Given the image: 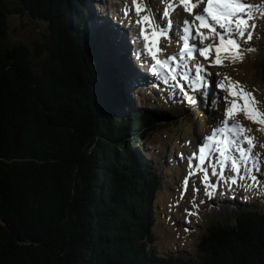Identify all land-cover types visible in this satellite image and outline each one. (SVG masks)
<instances>
[{
	"label": "trees",
	"instance_id": "trees-1",
	"mask_svg": "<svg viewBox=\"0 0 264 264\" xmlns=\"http://www.w3.org/2000/svg\"><path fill=\"white\" fill-rule=\"evenodd\" d=\"M19 1L0 0V264H264V212L239 199L195 257L158 251L164 174L138 144L162 119L131 100L114 31L89 0ZM12 12L44 40L13 41Z\"/></svg>",
	"mask_w": 264,
	"mask_h": 264
},
{
	"label": "rangeland",
	"instance_id": "rangeland-1",
	"mask_svg": "<svg viewBox=\"0 0 264 264\" xmlns=\"http://www.w3.org/2000/svg\"><path fill=\"white\" fill-rule=\"evenodd\" d=\"M6 1L12 10L20 3L19 0ZM89 1L87 3L94 16L93 22L111 27L121 39L123 74L127 81H130V77L126 62L130 67L131 62H128V58L132 61L130 57H133L134 46L142 49L140 59L144 60V64L149 69H152L156 61L147 57L146 54L149 51L146 45L155 43L156 46L152 47V51H155L156 47L162 49L156 52L157 58L161 61L177 54V59L172 62L170 60L165 69L158 67L157 72H153V77H149L148 72H145L143 79L136 72L141 80L129 68L130 74L134 75L133 81L141 80L139 84L132 85L133 93L130 97L136 107L139 109L147 107L162 119L157 123L158 126L151 129L148 136L143 137L138 144L143 147L149 159L161 166L164 174L163 186L154 199L155 222L152 229L157 249L160 253H176L185 257H195L198 253L201 234L207 228V222L210 219L220 222L233 221L234 215L227 214L229 209L235 208H229L228 204L237 205L239 199L247 206L264 212V125L249 119L244 111L235 114V120L246 129H251L247 135L254 138L253 154H259V160L254 169L251 168V162L249 167L251 175L257 177L256 181L251 179V175L245 176L242 169L236 183H232L231 177L236 174L231 170L230 162L223 167L220 165L219 153L212 145L218 143L225 133H218L214 141L206 140V137L212 135L218 122L227 118L226 105L232 99H236L241 107L244 104L242 96L232 97L227 87L218 88L216 84L219 82L227 86L238 81L237 87H243L245 92L252 93L255 100L259 102L257 107L264 112V0H244L245 3L253 6L252 19L248 21L250 25L255 24V28L250 29L252 39L247 40L246 34L244 43L238 50L243 56L242 59L233 60L234 51L225 52L222 48L220 56L223 63L221 64L211 62L217 55L215 47L210 49V55L207 58L199 51L187 56L181 54L184 41H178L177 36H183L184 33L181 31L182 25L179 21L184 19L191 21L194 13L200 12L201 8L205 7L203 4L198 5L194 13L190 14L179 0H172L177 5L175 10L171 11L174 27L168 29L167 35H161L157 43L155 37L147 41L144 39L141 34L143 25L136 21L149 15L153 17L155 24L161 25L162 18L159 13L167 7L168 0H163V3L162 0H136V3L143 9L139 13L136 11V4L133 0ZM96 3H100L102 10L109 17V22L104 21L105 18L102 19V12L97 14ZM114 15L130 21L132 31L125 27L127 23L122 25V23H117L116 19H112L116 17ZM209 23L214 22L209 20ZM8 25L12 40L26 43L31 48L44 40L43 32L48 30L46 20L33 17L27 12L9 14ZM121 30L126 31L129 37L133 32L139 34L142 37L141 41L143 40L140 45L143 47L137 43L135 45L130 39L123 41ZM146 30L151 34L153 28L149 26ZM202 31L207 35L210 30L202 29ZM217 31L223 30L217 26ZM211 39L210 37L198 40L193 30L188 44H196L199 48L207 45ZM214 43L219 44L218 37L215 38ZM127 49L130 52L128 54H126ZM133 59L135 62L137 58L133 57ZM135 64L138 63L135 62ZM197 64H202L203 69L197 70ZM151 71L149 73L152 75ZM128 86L132 88L131 85ZM205 92L207 96L204 95ZM189 96L192 97L193 103H189ZM221 96H227L228 101L220 99ZM213 101L216 102L213 103ZM192 127H194L193 130ZM221 127L225 126L221 125ZM202 145H207L204 148L206 154L211 150V155H207L203 163L199 159ZM220 146L223 147V145ZM245 147H247L246 143ZM193 153L196 155L193 156ZM205 169H207V182L204 180ZM234 199L236 200L232 201ZM245 204L240 203L237 207L245 206Z\"/></svg>",
	"mask_w": 264,
	"mask_h": 264
},
{
	"label": "snow or ice",
	"instance_id": "snow-or-ice-1",
	"mask_svg": "<svg viewBox=\"0 0 264 264\" xmlns=\"http://www.w3.org/2000/svg\"><path fill=\"white\" fill-rule=\"evenodd\" d=\"M133 2L136 4V11L138 13L143 10L141 6L136 3V0H133ZM179 2L190 14L194 13V9L198 5H205V7L201 8L200 12L194 13V18L191 21L187 19L179 21L182 25L181 31L184 33L183 36H177L178 41H184V48L181 50V54L187 56L199 51L201 55L207 58V56L210 55V49L215 47L217 55L215 59L211 61L214 64L223 63L220 56L222 48H224L225 52L234 51V55L232 56L233 60L243 58L242 54L238 50L241 47V44L244 43L246 34L247 40L252 39V31L250 29H254L255 24L250 25L248 21L252 19L251 9L253 6L245 3L244 0H179ZM176 6L177 5H175L172 0H168L167 7L159 13L162 18L161 25L155 24L153 17L149 15H145L141 17L140 20L136 21V23L143 25L141 28V34L146 41L155 37L158 43L159 37L161 35H167L168 29L174 27V22L171 18V11H174ZM209 20L214 23H209ZM149 26L153 28L151 34H149L146 30ZM217 26L223 31L218 32ZM202 29H209L210 31L206 35ZM193 30L195 31L198 40L209 39L210 37L212 39L203 47L198 48L196 44L189 45L188 40L191 37ZM216 37L219 38L218 45L214 43ZM146 48L156 61L152 65L151 70L153 72H157L158 67H167L170 60L177 59V54H173L167 59L161 61L157 58L156 52L162 51V49L156 47V50L152 51V47L150 45H146ZM203 67L204 66L202 64L196 65L197 70L203 69ZM204 70L206 71V69ZM226 79L230 80L228 77H226ZM238 85V81L227 86L223 82L216 84V86L220 89L227 87L229 95L232 97H236L238 95L242 96L244 98V104L241 107L238 105L236 99H232L226 105L227 118L224 121L218 122L217 127L213 129L212 135L206 137L207 141H214L218 133H225L224 136H221L219 142L214 143L212 147L219 153V162L222 167L230 162L231 170L236 174L231 177L232 183H236L237 177L240 176L242 169L245 176L251 175V169L249 167L250 162L251 168L254 169L259 160V154H253V148L255 146L253 142L254 138L247 135L251 129H246L239 121L235 120L236 112L244 111L249 119L259 123L260 125H264V112H261L257 107L259 102L255 100L252 93L245 92L243 87L238 88ZM204 95L207 96V92H205ZM220 99L228 101L227 96H221ZM188 101L189 103L194 102L191 96L188 97ZM215 102L216 101H213V103ZM234 109L236 110L235 112ZM221 125H224L225 127H221ZM226 129L228 130L227 132ZM245 143L247 144V147H245ZM220 145H223V147ZM205 147H207V145H202L200 147L199 159L201 163H203L207 155H211V150L207 154L204 152ZM195 155L196 153H193V156ZM205 173L204 180L207 182V169H205ZM251 179L256 181L257 177L255 175H251Z\"/></svg>",
	"mask_w": 264,
	"mask_h": 264
},
{
	"label": "bare ground",
	"instance_id": "bare-ground-1",
	"mask_svg": "<svg viewBox=\"0 0 264 264\" xmlns=\"http://www.w3.org/2000/svg\"><path fill=\"white\" fill-rule=\"evenodd\" d=\"M95 7H96V8H95ZM95 7H94V8L97 9V14L102 12V13H101V14H102V19L105 18V19H103V20L106 21V22H109V17L107 16L106 13H104V10H102V7H101L100 3H96V6H95ZM103 16H104V17H103ZM121 34H123V36H122L123 41L126 42V39H127V40L130 39V38L126 35V33L123 32V30H121ZM137 37H138V38H136V39H134V37L131 38V39L137 40L138 42L141 43L142 41H141L140 37H139V36H137ZM121 48H122V46H121ZM128 51H129V49H127V53H126V54L130 53V52H128ZM130 59H131L132 61H130L129 58H128V62H131L134 66L130 63V67H128V64H127V62H126L127 71H128V76L130 77V79H129L130 81H127L128 83L126 82V84L132 86V85H134V83L139 84V81L142 80L140 77H138V75H136V72L139 73V75H140L141 77H143V79H144V74H145V73H144V71L140 68L139 65L137 66V65L135 64L133 57H132V58L130 57ZM170 62H172V60H171ZM129 68L133 71V74H134L135 76H137L138 78H140L141 80L137 81V79H136V80L133 81L132 77H134V75H131V74H130L131 72H130V69H129ZM145 76H146V75H145ZM132 88H133V86H132Z\"/></svg>",
	"mask_w": 264,
	"mask_h": 264
}]
</instances>
